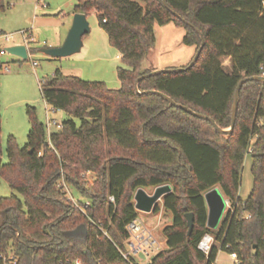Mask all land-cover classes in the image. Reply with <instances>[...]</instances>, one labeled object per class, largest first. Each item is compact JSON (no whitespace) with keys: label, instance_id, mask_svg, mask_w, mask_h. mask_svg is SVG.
I'll list each match as a JSON object with an SVG mask.
<instances>
[{"label":"trees","instance_id":"trees-1","mask_svg":"<svg viewBox=\"0 0 264 264\" xmlns=\"http://www.w3.org/2000/svg\"><path fill=\"white\" fill-rule=\"evenodd\" d=\"M167 3L192 26L162 0L75 4L74 12L96 11L122 54L124 65L117 69L122 86L110 88L61 68L42 80L45 102L67 117L46 137L45 123L29 106L26 144L8 136V161L3 163L0 155V174L19 195L0 197V254L13 252L20 264H131L120 248L140 213L134 194L140 187L168 183L172 189L163 203L172 222L163 229L166 246L147 264H214L220 249L238 254L235 264H264V82L249 80L241 87L231 133L218 132L209 120L144 92H165L229 128L238 83L264 67V0ZM8 5L9 0H0V10ZM169 22L186 29L183 42L195 53L202 31L204 47L193 67L146 76L138 92L137 78L151 71L143 62L156 43L154 24ZM225 57L231 71L225 69ZM249 147L254 184L243 199L239 187ZM88 171L95 174L92 183L86 180ZM63 182L87 196L89 204L80 202L84 209L67 198ZM218 185L231 207L212 229L204 193ZM159 210L156 204L153 211ZM186 212L195 219L190 237ZM80 224L85 232L70 233ZM206 232L215 237L209 254L198 248Z\"/></svg>","mask_w":264,"mask_h":264},{"label":"rangeland","instance_id":"rangeland-1","mask_svg":"<svg viewBox=\"0 0 264 264\" xmlns=\"http://www.w3.org/2000/svg\"><path fill=\"white\" fill-rule=\"evenodd\" d=\"M77 2L78 0H9L10 5L0 10V48L13 44H26L30 48V54L24 60L8 51L5 54L0 53V155L3 163L8 161L6 147L9 134H12L21 146L28 140L29 106L35 107L38 119L45 123L46 137L50 132L59 129L54 121L61 123L67 117L65 111H55L45 102L41 94V82L46 76L53 75L61 68L66 74L79 75L86 80H102L110 88L122 86L117 69L124 64L122 59L117 57L119 50L109 41L108 34L100 26L98 14L94 9L87 12L90 33L83 37L80 51L70 56L52 58L41 50L43 47L53 46L59 32L65 31L67 26L72 24ZM23 30L27 31V36L21 34ZM154 30L157 41L145 58L144 67L151 68L155 63H169L171 67L176 68L185 66L195 49L183 42L185 29L176 27L173 23H155ZM6 33L13 34V38L5 40L3 36ZM33 61H37V65H33ZM223 63L225 69L231 71L228 57L223 58ZM251 168V156L247 154L239 187V195L243 199L253 189ZM85 176L88 183L95 180L94 173H86ZM66 188L68 195H72L79 204L89 202L87 196L77 188L71 185ZM145 190L147 193H153L155 187L149 186ZM13 193L19 195L0 174V197ZM225 197L227 198L226 195ZM227 201L228 210L231 202L228 198ZM157 203L164 206L161 199ZM166 211L161 213V217L154 211L149 214L140 213L138 216L149 230L151 228L160 249L166 246L163 229L172 222L171 212L168 210L171 214L169 219ZM127 242L128 240H125L124 244ZM128 251L132 252L131 247H128ZM132 256L140 264H147L149 260L143 252L132 253ZM214 264H235V260L231 253L220 249Z\"/></svg>","mask_w":264,"mask_h":264},{"label":"water","instance_id":"water-1","mask_svg":"<svg viewBox=\"0 0 264 264\" xmlns=\"http://www.w3.org/2000/svg\"><path fill=\"white\" fill-rule=\"evenodd\" d=\"M165 7L169 9L177 18H180L183 20L186 24L192 26V24L187 21L179 12H175L172 10L168 3L167 0H162ZM68 35L64 42L61 45H58V47H43L41 50L45 52L47 55H49L52 58H58V57H65V56H70L73 54H76V52L81 50V47L83 45V37L87 34L90 33V25L89 21L87 19V14L83 12H75L74 14V19L72 22V25L70 29L68 30ZM200 35L202 37V43L200 47L197 49V52L195 53L194 57L192 60L189 62V65L187 66H180V68L176 67H163L161 69H155L151 70L150 72L145 73L144 75H141L137 78L136 80V88L137 91L140 92L139 90V81L146 78V76L150 75H156V74H161L163 72H180L182 70L189 69L193 67L196 64V61L203 49V45L205 44L204 37L202 31H200ZM7 51L12 53L13 55H16L17 57L21 59H27L28 58V51H27V46L26 44H13L9 45L6 47ZM249 80H258L264 82V71L263 69L261 70L260 74L256 75H250L249 77L243 78L237 85L235 92H234V102H233V107H232V121H231V126L229 128H223L221 127L213 117L206 115L202 112H197L190 108L188 105L183 104V103H178L175 99H173L171 96L166 94L165 92H161L159 90L155 89H149L144 91L145 93H154L158 94L162 98L167 99L170 102V105L176 106L179 108H183L190 114L201 117L203 119H207L210 122L213 123L215 129L218 132L221 133H231L233 130V127L235 125L236 119H237V110H238V105H239V92L243 84H245ZM172 186L168 183L163 184V185H158L153 193H147L145 188L140 187L136 190L134 194V201L136 208L140 211L147 212L149 213L150 211H153L154 207L159 199H161L167 192L171 191ZM204 198L205 202H207V207H208V213H207V225L212 228V229H217L223 220V216L227 210L228 206V201L227 198L225 197V194L223 193L222 189L220 186L213 187L209 190H207L204 193ZM186 219L188 220V231H187V236L190 237L194 225H195V219H194V213L193 212H186L185 214ZM86 225L85 224H80L76 229L70 231V233L76 234L80 233L81 231H86Z\"/></svg>","mask_w":264,"mask_h":264},{"label":"built area","instance_id":"built-area-1","mask_svg":"<svg viewBox=\"0 0 264 264\" xmlns=\"http://www.w3.org/2000/svg\"><path fill=\"white\" fill-rule=\"evenodd\" d=\"M21 34H24V36H27L28 33H27V31L23 30V31H21ZM13 36H14L13 34L6 33L3 37L5 38V40L9 41L13 38ZM6 47L0 48L1 54H5L7 52ZM27 51L30 54V51L28 50V48H27ZM33 65H37V61H33ZM262 69L264 71V67ZM54 124L58 128L61 127V123L54 121ZM49 125H50V122H48L47 127H49ZM253 140H254V138L252 139V141ZM252 151H253V148L249 147L248 154L250 155ZM87 173H91V171H88ZM63 186L65 188L67 198L69 200L73 201L75 204L81 206L84 209L85 206H82L77 201H75V199L72 195L71 196L68 195L67 188H66L68 185L65 182H63ZM109 200L111 202H114V197L112 195H110ZM87 204H89V202H85V205H87ZM128 228H129L131 235H130L129 239H127L128 242L126 244H124L125 248H120V250L122 252V255L125 256V258L131 264H135L136 262L139 263V261L134 256H132V253L137 254L139 252H143L145 255H147V258L149 259L151 257L152 253L160 250L159 243H158L157 239L155 238V236L153 235V232L148 229V227L144 224L143 221L140 220V218L137 217V218L133 219L132 223L129 225ZM214 241H215V237L211 233L206 232L205 234H203V237L198 244L199 250L201 252L203 251L204 253L209 254V252L212 248V245L214 244ZM128 247H131L132 252L128 251ZM232 256L235 260V263H237L239 261L238 254L234 253V254H232ZM0 258L3 259L4 264H20L19 259L17 258V256L13 252L0 254ZM76 264H82V263L80 260H77Z\"/></svg>","mask_w":264,"mask_h":264},{"label":"crops","instance_id":"crops-1","mask_svg":"<svg viewBox=\"0 0 264 264\" xmlns=\"http://www.w3.org/2000/svg\"><path fill=\"white\" fill-rule=\"evenodd\" d=\"M76 12V11H75ZM74 12V13H75ZM73 22V21H72ZM169 23H173V22H169ZM167 24V23H166ZM176 27H179V26H177L175 23H173ZM71 25L72 24H69L68 26H67V28H66V30L65 31H61V32H59L60 34H58V36H57V38L55 39V41H54V43H53V46L52 47H58V45H61L63 42H64V40L66 39V37H67V35H68V30L70 29V27H71ZM182 27V26H181ZM184 29V28H183ZM185 32H184V35H185V33H186V29L184 30ZM156 41H157V36H156ZM187 46H190V45H187ZM190 47H194V46H190ZM27 48H28V50L30 49L28 46H27ZM195 48V47H194ZM194 55H195V49H194V52H193V54L191 55V57L187 60V62L186 63H188L189 61H191L192 60V58L194 57ZM50 57V56H49ZM117 57L118 58H122V54L119 52L118 54H117ZM185 63V64H186ZM156 65H153V67H148V66H146V68H150L151 70H155V69H161V68H163V67H171L170 66V64L168 63V64H166V63H162V65H160V64H158V63H155ZM219 186V185H218ZM156 188V187H155ZM161 200H162V203H163V198H161ZM159 204V203H158ZM164 204V203H163ZM160 205V204H159ZM164 206H162V205H160V210L157 212V214H159V217H161V213H165V211L166 210H164V208H163ZM139 212L140 213H146V214H149V213H147V212H143V211H140L139 210ZM139 213V214H140ZM166 214H168V218L170 219V212L167 210L166 211ZM171 223V222H170ZM150 230H151V228H150ZM152 231V230H151Z\"/></svg>","mask_w":264,"mask_h":264}]
</instances>
